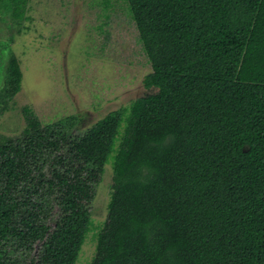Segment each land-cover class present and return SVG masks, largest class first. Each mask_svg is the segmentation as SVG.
<instances>
[{
    "label": "trees",
    "instance_id": "1",
    "mask_svg": "<svg viewBox=\"0 0 264 264\" xmlns=\"http://www.w3.org/2000/svg\"><path fill=\"white\" fill-rule=\"evenodd\" d=\"M29 2L0 13L24 28ZM127 2L156 92L86 129L22 108L0 135V264H76L109 163L92 264H264V0ZM22 80L11 51L1 113Z\"/></svg>",
    "mask_w": 264,
    "mask_h": 264
},
{
    "label": "rangeland",
    "instance_id": "2",
    "mask_svg": "<svg viewBox=\"0 0 264 264\" xmlns=\"http://www.w3.org/2000/svg\"><path fill=\"white\" fill-rule=\"evenodd\" d=\"M28 14L31 20L22 28L0 13V89L11 51L23 70L21 90L9 109L0 112V135H20L26 126L24 106L32 107L44 123L78 115L79 126L86 129L156 92L144 85L152 67L127 0H30ZM112 175L109 163L76 264L93 262L97 233L108 218Z\"/></svg>",
    "mask_w": 264,
    "mask_h": 264
}]
</instances>
